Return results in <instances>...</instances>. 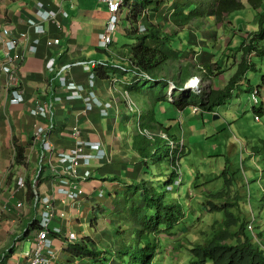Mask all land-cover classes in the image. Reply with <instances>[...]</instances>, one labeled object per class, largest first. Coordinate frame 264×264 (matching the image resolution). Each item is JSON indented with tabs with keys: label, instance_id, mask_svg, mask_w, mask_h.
I'll return each mask as SVG.
<instances>
[{
	"label": "crops",
	"instance_id": "crops-1",
	"mask_svg": "<svg viewBox=\"0 0 264 264\" xmlns=\"http://www.w3.org/2000/svg\"><path fill=\"white\" fill-rule=\"evenodd\" d=\"M38 3L43 5L44 11H54L60 15L59 19L63 25L61 30L49 22L44 25L45 35L39 37L35 34L28 23L38 21L36 18ZM182 3L183 0H168L162 9H168L169 6L177 7ZM246 10L248 9L244 11ZM64 13L67 14V18L62 17ZM240 13L242 14V11L221 19H215L208 14L201 19L208 24V29L204 28L202 33L193 28L198 21L183 24L180 28L173 25L175 28H172V33L161 30V33L169 38L170 43L161 40L156 44L152 43L151 47H157L164 56L173 59V62L164 66L169 70L168 75L163 72L160 77H165L171 82L184 72V76L200 80L205 89L203 95L208 93L209 88L216 91L224 88L239 67L242 45H248L249 41L254 43L256 39L250 35L255 31V27L250 29L237 24L240 21ZM106 15V6L98 0H0V32L3 28H10L17 35L27 33L31 40L40 39L36 53L29 52L22 45L19 53L16 51L12 53L21 54L24 58L22 63L16 65L24 97V102L18 105L10 104L12 98L6 92V76L2 72L6 52L0 47V264H27L26 255L31 252L36 236L31 226L40 220L42 202L46 197L55 195L59 186V176L55 171L61 172L62 166H59L56 159L48 165H42L39 160L41 145L32 144L36 125L49 128L51 140L59 154L69 153L76 148V143H79L74 139L76 128L81 131L82 141L99 146L100 158L92 159L90 162L92 176L80 184L85 191V197L77 203L67 202L62 197L55 199L58 220L53 224V228L63 230L62 236H52L54 247L58 251V260L55 264H88L87 261H74L66 253L70 247L66 240L70 235H76L79 242L82 240L94 242L99 251L110 250L112 246H104L102 238L96 239L98 227L107 217L108 219L104 221L109 224L108 232L113 236V230L121 224L113 220V216L120 214L127 204L134 203V200L128 201L126 197L130 194L129 183L146 178L142 166L138 163V157L131 152L129 140L133 135L129 134L128 130L134 128L123 93L130 87L128 83L131 76L109 69L101 72L106 77L114 74L117 76L118 83L112 91L103 80H98L96 88L91 90L88 87V73L82 66L73 67L69 72L62 74L77 85L86 87V92L95 94L99 102L111 103L105 118L101 116L98 108L88 110L80 100H66L69 95L60 86L59 74L64 65L101 60L114 64L113 57L120 56L123 49H128L123 47L118 50L111 47L108 54L99 47L98 35L105 29L108 19ZM120 19H123V15L119 16V21ZM234 19L236 23H233ZM157 20L162 19L159 17ZM147 22L155 26L150 19ZM129 27L125 21L123 30H119L129 32ZM210 30L213 32L212 35L208 33ZM116 44L118 42L114 45ZM50 59L55 60L53 73L47 70ZM94 71L95 69L91 70L92 73ZM218 77H221L223 83L216 81ZM207 83H212V86L207 88ZM134 93L135 91L132 92V96H135ZM181 94L177 91L174 95L175 100L180 99ZM140 97L144 99L146 95ZM57 98L63 100L59 102ZM41 103H47L51 108L50 122L34 118L30 114V111ZM191 121L192 119H188L184 122L186 124L180 123L179 129L186 125V130H189ZM122 124H126L125 129ZM130 132L135 133L133 130ZM124 134L127 135V141ZM176 135L179 138V135ZM180 143L184 145V142ZM18 148L25 150L27 161L25 168L15 166ZM85 153L97 155L91 150ZM41 169L39 181L36 179ZM13 174L14 178L9 179ZM19 178L31 184L39 183V197L33 201L28 199L27 190L18 188ZM19 203L24 204L22 210L17 209ZM4 208L11 210L12 214L5 213L2 216L1 210ZM62 214L64 218L60 217ZM93 222L98 226H93ZM29 228L31 232L26 237L24 233ZM26 243L30 245V251H26Z\"/></svg>",
	"mask_w": 264,
	"mask_h": 264
},
{
	"label": "trees",
	"instance_id": "trees-1",
	"mask_svg": "<svg viewBox=\"0 0 264 264\" xmlns=\"http://www.w3.org/2000/svg\"><path fill=\"white\" fill-rule=\"evenodd\" d=\"M127 2H131V5L129 8L130 16L129 19H126V22L131 26H137L142 21L141 23L146 27L143 34L133 31L125 32V36L137 41V45L130 49V55L137 64V71L135 72L149 78V81L143 80L141 82L152 84V87L148 89L151 100L150 108L146 116L140 115L138 117V131L132 136L131 152L138 157V163L142 166L145 177L152 173L150 168L155 166L156 161L163 162L165 158H168L172 173L164 183L167 188L173 186V183L179 179V157L187 148L180 143V139L173 133L174 127L167 124L175 122V119H166L163 125L160 124L161 120L156 119L157 105L166 102L178 112L188 109L194 114L201 112L214 114V109L220 107L229 99L233 89L241 82L245 73L251 67L248 57L254 52L257 55H264V47L257 49L256 42L253 43L252 41H249L248 45H242V57L239 67L224 88L217 91L209 88L208 93L204 97L203 95L184 92L181 94L182 97L180 99L170 103L164 98V93L168 88V81L165 77H160L158 70L161 67H166L167 63L173 62V59L164 56L157 47L149 46V43L156 44L161 40L170 43V40L164 36V33H161L160 28L157 26H148L145 18L146 13L149 11L152 12L154 18H158L161 9L168 0H128ZM246 7L257 16V26H254L255 31L250 34L251 37L256 38L259 42L264 41L263 0H244V3L241 0H183V3L178 6L179 17L182 18L183 24L201 21L208 14L215 19H221L222 17L241 12ZM119 16L121 15L119 14ZM99 78L106 79V76L101 74ZM189 79V77L184 76L183 72L171 82L176 86L177 90H181ZM145 89L137 87V84H135L128 87L126 91L129 94L135 91V96L139 98L141 95H145L144 91H142ZM142 103H145V100ZM196 109L200 111L195 112ZM260 143L264 149V141ZM254 150L257 151L253 149L252 154L255 152ZM26 165L25 150L16 149L15 166L25 168ZM13 178L14 174L9 177L11 180ZM219 178L224 181L225 188L230 187L233 181V175L228 174L226 168ZM148 180L150 179L148 178ZM129 184V193L139 192L142 205L124 207L120 214L113 216V220L122 224L117 225L116 229L113 230L116 236V240L114 237L113 240L114 242L117 241L119 246L114 247L113 245L110 250L99 251L94 242L82 240L66 250L72 260L78 262L87 261L88 264H153L157 241L161 238H166L168 232L180 223L183 216L182 210L178 203L166 200L164 191L156 189V183H154L153 187H148V183L145 180L131 181ZM26 185L28 199L33 201L37 196L39 197V184L36 186L34 183L26 182ZM237 197L235 201H237ZM210 198L222 200L226 198V195L219 193ZM207 204L209 208L211 207L210 213H223L224 217L220 225L219 223H213L210 226L212 231L210 242L203 246L195 245L189 247L188 252L191 256L189 264H264V249L254 245L248 237L245 224H240L239 227L237 219L228 211V209L237 206V204L235 202L225 203L220 207L213 206L210 202H207ZM123 224L125 227L126 224L128 225L129 231L122 230L121 232ZM31 227L36 230L38 224L35 223ZM235 229L238 230L235 231ZM25 236L27 237L28 233ZM178 237L180 236H177L176 239ZM255 238L253 239L255 240Z\"/></svg>",
	"mask_w": 264,
	"mask_h": 264
},
{
	"label": "rangeland",
	"instance_id": "rangeland-1",
	"mask_svg": "<svg viewBox=\"0 0 264 264\" xmlns=\"http://www.w3.org/2000/svg\"><path fill=\"white\" fill-rule=\"evenodd\" d=\"M241 1L244 3V0ZM123 9V19H120L117 25V31L113 36L111 46L118 50L123 47L131 49L137 45L135 39L125 36V33L119 30L122 29L126 21L129 7H123ZM179 13L178 6H169L168 9H161L158 18L160 17L162 20L154 19V16L151 15H149V18L155 26L161 28L160 30L172 33V28H175L173 25L179 26L177 28L183 25ZM109 17L110 15L107 12L106 19ZM239 20L237 23L239 26L250 29L257 26V16L250 9L242 12V14L240 13ZM233 23H236V19L233 20ZM149 26L152 25L149 24ZM193 28L202 33L204 28L208 29V24L204 21H198V24ZM208 33L212 35L213 32L210 30ZM116 42L118 44L114 45ZM256 46L260 49L264 46V41H257ZM205 50L207 51V49ZM249 63L251 67L247 70L241 82L233 89L229 99L223 105L214 109V114L203 112L194 114L188 109L184 112H178L166 102L161 103V106L158 105L156 108L158 110L156 119L161 120L160 124L163 125L166 119H175V122L167 124L174 127L173 133L179 135L180 141L184 142L187 150L179 157L178 172L182 178L179 187L173 186L171 192H168L164 186L166 179L172 173L168 158H165L163 162L156 161L155 166L150 168L152 173L147 176L150 180L147 177L145 178L148 187H153L156 183V189L164 191L168 202L178 203L183 215L180 223L168 232L166 238L157 241L153 264H189L191 256L187 249L195 245L203 246L211 241L212 231L210 226L213 223H219L220 225L224 216L223 213L219 212L210 213L211 207L209 208L207 202L219 207L225 203L235 202L238 208L234 206L228 211L237 219L239 227L240 224L253 227V233L247 232L248 237L255 246L264 249V149L260 143L264 141V55L251 56ZM163 72L168 75V68H159L158 73ZM227 79L228 76H226V81ZM216 81L223 83L221 77L216 78ZM138 86L146 88L142 90L146 95L144 97L146 99L145 103H142L144 100L142 97H140L141 99L136 98L131 93L128 94V99L126 98L127 101L131 100L135 104L134 113L129 114L134 132L138 131V116L136 115L141 113V115L146 116L151 103L148 89L152 87V84L139 82ZM210 86H212V83H207V88ZM196 90L195 93H190L200 95L198 92L205 91L202 85ZM251 90H257L259 93L257 106H254L251 102ZM174 91L171 92L172 95L170 96L168 95L169 88H167L164 98L175 101ZM179 97L180 95L177 98ZM188 119H192L189 130H186V125L180 130L179 124ZM122 125L125 129L126 124ZM132 130H128L131 135H133V132H130ZM124 137L127 141L126 134H124ZM129 140L132 142V137ZM253 149L257 151L254 150L255 152L252 154ZM130 168L133 169L134 167ZM225 168L228 174L233 175V181L228 188H225L224 181L219 178ZM219 193H224L226 198L222 200L210 198ZM126 197L128 201L134 200V203L127 204L126 208L133 205H142L139 192L129 194ZM236 197L237 201H235ZM107 219L106 217L104 220ZM104 220H102L103 224L98 227V237L96 239L102 238L106 247L107 245L119 246L117 241L114 242L113 240V237L116 240L115 234L112 233L113 236H110L108 232L109 224L105 223ZM92 225L98 226L95 222ZM121 227V232L122 230L129 231L127 224V228H124V224ZM237 230L235 229V231ZM173 235H175L174 239ZM176 235L180 237L176 239ZM253 237H256V241ZM30 248V245L26 243V251H30Z\"/></svg>",
	"mask_w": 264,
	"mask_h": 264
},
{
	"label": "built area",
	"instance_id": "built-area-1",
	"mask_svg": "<svg viewBox=\"0 0 264 264\" xmlns=\"http://www.w3.org/2000/svg\"><path fill=\"white\" fill-rule=\"evenodd\" d=\"M99 3L106 6L107 12L110 17L107 20L105 29L102 34L98 35V45L104 51H108V48L112 44V35L115 33L118 23V15H122L121 8L124 6V0H98ZM39 11L37 13L38 23L29 21L30 27L35 31L37 36H43L46 34L44 25L47 22L53 23L59 30L62 29V24L59 21V15L56 12H46L43 11V5L38 3ZM67 17V14H64ZM145 25L139 26L138 32H145ZM56 45L58 42L55 43ZM25 46L29 52L36 53L38 46L40 45V39L36 38L31 40L29 34L23 33L17 35L10 28H3L0 32V47H2L6 52V60L3 64L2 72L6 76V92L11 96L10 104L18 105L24 102L23 91L21 89V84L19 77L16 73V65L23 62L24 58L21 54L13 55V51L19 53L20 46ZM132 61V64H131ZM129 64L132 69H128ZM82 66L84 71L89 75V85L88 87L93 90L96 88V75L91 72L92 69L98 70L107 67L105 61H92V62H79L73 65H64L61 67V72L59 74L60 86L63 91H65L69 96L66 100H80L82 101L88 110H92L98 107L101 111V116L107 115V109L110 107L109 103L101 104L98 102L97 98L93 93H87V89L84 86L77 85L69 77H64L62 74L69 72L73 67ZM113 69L122 72L123 74H130L133 80L136 79H148L147 77L137 73L136 63L132 60V57L128 51H126L125 56L120 58V61L113 65ZM47 70L50 73L55 71V60L50 59L47 63ZM116 78L108 80L110 86L117 83ZM190 81L186 88L191 85ZM197 85L198 82L196 81ZM173 90V87H169V93ZM254 99V98H253ZM63 98H57V101L61 102ZM133 109L132 107H130ZM30 114L34 118H39L50 122L51 118V108L47 103L39 104L35 109L30 111ZM49 128H44L42 125H36L33 134L32 144L36 146L41 145V154L39 160L42 165H48L52 163L53 159H56L59 166H62L61 172L55 171L59 176V186L55 195L52 197H46L42 202V213L39 221V228L35 231V242L31 249V252L26 255L27 264H55L58 260V251L54 247V241L52 236H61L63 231L61 228H53V224L58 220V213L56 210V197H62L65 201H70L77 203L85 197V191L83 190L81 183L88 181L92 173L90 171V162L92 159H99L98 155L99 146L98 144H92L87 141L81 140V131L76 128L74 130V139L79 143H76V148H73L69 153H57L56 147L51 140ZM91 150L97 153L96 156L87 155L85 151ZM82 170H84L82 172ZM42 169L39 170L38 174L41 175ZM38 176V177H39ZM178 182L176 183V185ZM19 189L25 188V181L19 179L17 181ZM101 197V195H99ZM24 207L23 203H19L17 206L18 210H22ZM12 214V211L4 208L1 210V215ZM64 218L62 214L60 216ZM251 230V227H248ZM69 241L73 242L76 240L75 235H70L67 238Z\"/></svg>",
	"mask_w": 264,
	"mask_h": 264
},
{
	"label": "clouds",
	"instance_id": "clouds-1",
	"mask_svg": "<svg viewBox=\"0 0 264 264\" xmlns=\"http://www.w3.org/2000/svg\"><path fill=\"white\" fill-rule=\"evenodd\" d=\"M130 5H131V2H127V1H125L124 0V6L123 7H125V8H127V7H129L130 8ZM123 7L121 8V12H122V15L124 14V9H123ZM245 9H248L247 7L245 8ZM244 9V10H245ZM43 11H44V7H43V9H42ZM127 10V9H126ZM243 10V11H244ZM38 11H39V8H38ZM38 11H37V13H38ZM242 11V12H243ZM47 12V11H46ZM50 12H54V11H50ZM37 13H36V15H37ZM58 14V13H57ZM64 14H66V13H64ZM64 14L62 15V17H65L64 16ZM59 15V14H58ZM121 15V16H122ZM149 15H151V16H153V14H152V12L151 11H149V12H147L146 13V16H145V18L147 19V21L150 19L149 18ZM120 16V17H121ZM129 16H130V9H128L127 10V18L129 19ZM231 16V15H230ZM229 17V16H228ZM36 18H37V16H36ZM59 18H60V15H59ZM65 18H67V17H65ZM109 19V18H108ZM107 19V20H108ZM37 20H38V18H37ZM143 20V19H142ZM59 21H60V19H59ZM33 22H35V21H33ZM39 21H37L36 23H38ZM142 22V21H141ZM141 22H139L138 23V25L137 26H131L130 25V27H129V31H133V32H136V33H139L138 32V28H139V26L141 27V26H143L144 24H142ZM47 23H49V22H47ZM60 23L62 24V22L60 21ZM118 23H119V17H118ZM118 23H117V25H118ZM147 25L149 26V23L147 22ZM45 28V27H44ZM62 28H63V25H62ZM116 30H117V28H116ZM46 31V30H45ZM35 32V31H34ZM116 32V31H115ZM143 33H145V32H143ZM143 33H139V34H143ZM115 34V33H114ZM113 34V35H114ZM113 35H112V38H113ZM254 42H257V39H255V41ZM261 42H263V41H261ZM112 44H113V40H112ZM112 44L110 45V47L108 48V51H106L108 54H110V48H111V46H112ZM264 47V46H263ZM125 48H127V47H125ZM262 48V47H261ZM132 49V48H131ZM258 49V48H257ZM126 51H128L129 53H130V49L128 48V49H123L122 50V52H121V55L120 56H114L113 57V62H115L114 64H108V62L107 61H105V63L107 64V67L106 68H103V69H98V70H95L94 71V74L96 75V78H97V80H96V83L98 82V80H103V81H106L107 82V84L109 85V83H108V80H110V79H112V78H116L117 80H118V78H117V76H115V74L114 75H112L111 77H106V79H100L99 78V76L101 75V72H103L105 69H109V70H111V71H113V72H120V71H117V70H115V69H113L112 67H113V65H115L116 63H118L119 61H120V58H122V57H124L125 56V53H126ZM253 55H256V56H258L255 52L254 53H252L249 57H248V60H249V58L251 57V56H253ZM132 57V56H131ZM132 60L134 61V59H133V57H132ZM135 62V61H134ZM131 64H132V61H131ZM111 68V69H110ZM128 69H131L132 67H131V65L129 64V67H127ZM136 70H137V64H136ZM202 70V69H201ZM121 74H123L122 72H120ZM138 73V72H137ZM128 75H130V74H128ZM141 75H143V74H141ZM89 76V75H88ZM143 76H145V75H143ZM145 77H147V76H145ZM148 78V77H147ZM144 80H146V81H149V78L148 79H144ZM141 81H143V79H136V80H133V78L131 77L130 78V81H129V83H128V85L129 86H133V85H135V84H138L139 82H141ZM190 81H192V83H194L193 85H192V83H191V85L188 87V88H186V86H187V84L190 82ZM196 81L198 82V86H197V83H196ZM118 83V82H117ZM117 83H115L113 86H110V88H111V90L112 91H114V88L116 87V85H117ZM88 85H89V79H88ZM170 86H172V87H174L173 88V90L171 91L172 93H173V91L176 89V86L172 83V82H168L167 83V87L169 88ZM197 86V87H196ZM198 87H201V82H200V80L198 79V78H195V77H193V78H190L189 80H187L186 81V83L183 85V88L181 89V90H175L174 91V95H175V93L177 92V91H180L181 93H184V92H194L195 90H196V88H198ZM183 91V92H182ZM197 91V90H196ZM249 92V91H248ZM251 93H250V99H251V102H252V104L254 105V106H257V104H258V101H257V99H258V95H259V93H258V91L257 90H251L250 91ZM172 93H169L168 92V95H172ZM195 93V92H194ZM200 95H203V91H201V92H198ZM128 92L126 91L125 93H123V98H124V100L126 101V103H127V110H128V112L129 113H131V112H133L134 111V108H135V104L133 103V101H131V100H129V101H127V99H128ZM95 95V94H94ZM95 97H96V95H95ZM203 97H204V95H203ZM127 98V99H126ZM130 98V97H129ZM254 98V99H253ZM175 99V98H174ZM145 101H146V99H144ZM168 101L170 102V103H172L173 101H171V100H169V98H168ZM99 102V101H98ZM99 103H101V102H99ZM109 104H110V107H111V103L110 102H108ZM102 104V103H101ZM106 104V103H105ZM109 107V108H110ZM130 107H132L133 109H131ZM96 108H98V107H96ZM108 108V109H109ZM95 109V108H94ZM94 109H92V110H94ZM99 109V108H98ZM107 109V110H108ZM196 111H200V110H198V109H196L195 110V112ZM134 113V112H133ZM141 115V113H139L138 115H136V116H140ZM104 118L105 117H107V115L106 116H103ZM255 119H257V118H255ZM133 127V126H132ZM163 138H164V136H162ZM42 173V172H41ZM39 176V175H38ZM37 176V179L36 180H39L40 181V176L38 177ZM19 179H23V178H19ZM18 179V180H19ZM181 175L179 176V179H177L174 183H173V186H175V187H179L180 186V184H181ZM17 180V181H18ZM24 180V179H23ZM25 181V188L24 189H26L27 190V185H26V180H24ZM178 182V184L176 185V183ZM39 183H36V184H34V185H38ZM173 186H171V187H167L166 189H167V191L168 192H170V190L172 189V187ZM40 218H41V216H40ZM253 219V218H252ZM40 221V220H39ZM39 221L37 222V224H38V228H39ZM251 227V230H248V227ZM37 228V229H38ZM32 229V228H31ZM36 229V230H37ZM246 229H247V231L248 232H250V233H253V227L251 226V225H248L247 227H246ZM35 230V231H36ZM63 231V230H62ZM31 232V230H30V228L29 229H27L26 231H25V233H24V235L26 234V233H28V235H29V233ZM62 236V235H61ZM76 236V235H75ZM254 238V237H253ZM78 240V241H77ZM67 241V243H68V245H70V246H72V245H74L75 243H78L79 242V239H78V237L76 236V240L75 241H73V242H71V241H69L68 239L66 240ZM254 241H256V238H255V240ZM97 246V245H96ZM189 249V248H188ZM187 249V250H188ZM57 250V249H56ZM102 251V250H101Z\"/></svg>",
	"mask_w": 264,
	"mask_h": 264
},
{
	"label": "bare ground",
	"instance_id": "bare-ground-1",
	"mask_svg": "<svg viewBox=\"0 0 264 264\" xmlns=\"http://www.w3.org/2000/svg\"><path fill=\"white\" fill-rule=\"evenodd\" d=\"M193 84H194V83H192V85H193ZM197 86H198V85H197ZM197 86H196V87H197ZM198 88H199V87H198Z\"/></svg>",
	"mask_w": 264,
	"mask_h": 264
}]
</instances>
